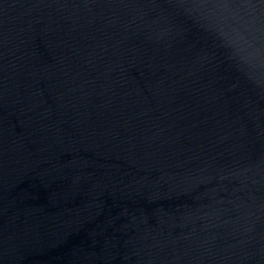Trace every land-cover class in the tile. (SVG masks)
I'll use <instances>...</instances> for the list:
<instances>
[{
  "label": "water",
  "instance_id": "1",
  "mask_svg": "<svg viewBox=\"0 0 264 264\" xmlns=\"http://www.w3.org/2000/svg\"><path fill=\"white\" fill-rule=\"evenodd\" d=\"M0 264H264V0H0Z\"/></svg>",
  "mask_w": 264,
  "mask_h": 264
}]
</instances>
